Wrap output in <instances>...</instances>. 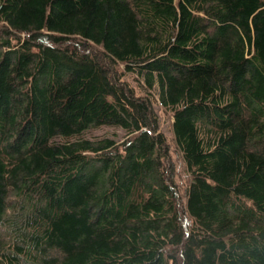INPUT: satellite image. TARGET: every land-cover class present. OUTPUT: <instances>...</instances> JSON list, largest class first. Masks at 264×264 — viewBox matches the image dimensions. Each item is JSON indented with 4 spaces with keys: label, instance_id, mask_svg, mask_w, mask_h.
I'll use <instances>...</instances> for the list:
<instances>
[{
    "label": "trees",
    "instance_id": "1",
    "mask_svg": "<svg viewBox=\"0 0 264 264\" xmlns=\"http://www.w3.org/2000/svg\"><path fill=\"white\" fill-rule=\"evenodd\" d=\"M0 264H264V0H0Z\"/></svg>",
    "mask_w": 264,
    "mask_h": 264
},
{
    "label": "rangeland",
    "instance_id": "2",
    "mask_svg": "<svg viewBox=\"0 0 264 264\" xmlns=\"http://www.w3.org/2000/svg\"><path fill=\"white\" fill-rule=\"evenodd\" d=\"M124 78L127 79L132 85L135 86L136 90L142 91L143 89V81L141 77L128 73L123 70ZM149 96L152 101V105L154 108L155 113L158 115L159 119V130L162 131L165 136L167 137V142L170 151V159H171V166L172 171L174 173V178L176 183L179 186V189L183 191L186 185L189 183L190 176L189 171L186 167L185 161L182 157V154L177 149L175 142H174V135H173V115L169 110H166L160 103V99L156 90H152L149 93ZM125 131L121 127L117 126H104L102 128H98L93 132V137L101 138L104 136H109L115 139H124ZM183 193V192H182Z\"/></svg>",
    "mask_w": 264,
    "mask_h": 264
}]
</instances>
